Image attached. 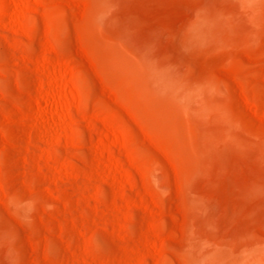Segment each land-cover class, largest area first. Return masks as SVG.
Returning <instances> with one entry per match:
<instances>
[{"label":"rangeland","instance_id":"1","mask_svg":"<svg viewBox=\"0 0 264 264\" xmlns=\"http://www.w3.org/2000/svg\"><path fill=\"white\" fill-rule=\"evenodd\" d=\"M0 264H264V0H0Z\"/></svg>","mask_w":264,"mask_h":264},{"label":"bare ground","instance_id":"2","mask_svg":"<svg viewBox=\"0 0 264 264\" xmlns=\"http://www.w3.org/2000/svg\"><path fill=\"white\" fill-rule=\"evenodd\" d=\"M55 97H54V95L53 94H51L50 92H48L47 94H46V96H45V99H44V101H45V108L47 107L48 109H50L52 112L54 111V106H55V99H54ZM51 112V113H52Z\"/></svg>","mask_w":264,"mask_h":264}]
</instances>
